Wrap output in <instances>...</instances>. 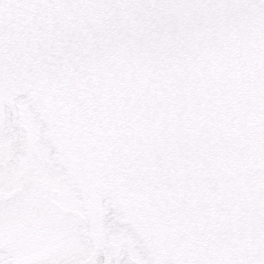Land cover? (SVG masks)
Returning a JSON list of instances; mask_svg holds the SVG:
<instances>
[{
    "label": "snow or ice",
    "instance_id": "snow-or-ice-1",
    "mask_svg": "<svg viewBox=\"0 0 264 264\" xmlns=\"http://www.w3.org/2000/svg\"><path fill=\"white\" fill-rule=\"evenodd\" d=\"M18 92L24 142L54 137L58 179L6 167ZM65 205L86 235L50 227ZM102 253L264 264V0H0V264Z\"/></svg>",
    "mask_w": 264,
    "mask_h": 264
},
{
    "label": "water",
    "instance_id": "water-1",
    "mask_svg": "<svg viewBox=\"0 0 264 264\" xmlns=\"http://www.w3.org/2000/svg\"><path fill=\"white\" fill-rule=\"evenodd\" d=\"M26 103V95L23 92H18L13 96L8 105L6 112L8 127L4 130L5 135L8 137V157L5 161L6 167L9 171H15L18 164L24 163L26 161L27 167L24 169L26 182H34L36 173H40L46 177H49L50 179H58L61 170L51 155L52 152L56 151L57 149V144L54 137L49 135L46 138H37L34 140V146L31 148H29V146L24 142L26 129L23 126L21 112ZM20 214L25 216L35 215L32 209L25 206V204L20 205ZM103 214L105 216L111 217V223L108 225L109 230H113L125 223V220L123 217H121L119 211L108 201H105ZM71 218H79L81 220L78 233L81 236L86 235L87 226L82 222L83 213L78 207L73 205H65L63 208H61L59 213L54 218H52L50 227L55 230L62 231L65 235L70 236ZM72 243L75 247L80 249L87 247L86 239H73ZM93 254L95 255V253ZM102 255L104 256L105 264H107V262L112 258L111 253H102Z\"/></svg>",
    "mask_w": 264,
    "mask_h": 264
},
{
    "label": "bare ground",
    "instance_id": "bare-ground-1",
    "mask_svg": "<svg viewBox=\"0 0 264 264\" xmlns=\"http://www.w3.org/2000/svg\"><path fill=\"white\" fill-rule=\"evenodd\" d=\"M98 259H100L101 261H103V264H105V262H104V256L102 254H100V256L98 257Z\"/></svg>",
    "mask_w": 264,
    "mask_h": 264
}]
</instances>
